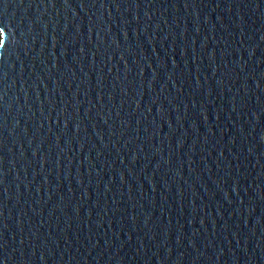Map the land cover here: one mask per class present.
<instances>
[{
	"label": "water",
	"instance_id": "1",
	"mask_svg": "<svg viewBox=\"0 0 264 264\" xmlns=\"http://www.w3.org/2000/svg\"><path fill=\"white\" fill-rule=\"evenodd\" d=\"M0 264H264V0H0Z\"/></svg>",
	"mask_w": 264,
	"mask_h": 264
}]
</instances>
